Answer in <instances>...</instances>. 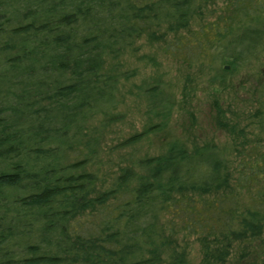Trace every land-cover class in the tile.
<instances>
[{
	"label": "trees",
	"instance_id": "16d2710c",
	"mask_svg": "<svg viewBox=\"0 0 264 264\" xmlns=\"http://www.w3.org/2000/svg\"><path fill=\"white\" fill-rule=\"evenodd\" d=\"M199 2L0 0V264H187L178 238L189 236L201 238L204 264H228L235 243L263 235L264 143L238 149L234 174L217 145L189 148L178 138L112 183L87 169L98 154L88 122L119 118L118 87L131 75L105 61L142 34L174 33L164 53L207 66L215 79L264 48V0H225L183 31ZM139 88L148 125L122 147L170 126L161 84ZM257 112L264 124V76ZM247 255L241 264H264Z\"/></svg>",
	"mask_w": 264,
	"mask_h": 264
},
{
	"label": "rangeland",
	"instance_id": "374dc122",
	"mask_svg": "<svg viewBox=\"0 0 264 264\" xmlns=\"http://www.w3.org/2000/svg\"><path fill=\"white\" fill-rule=\"evenodd\" d=\"M224 2L200 0V11L183 31L212 19ZM172 35L165 30L146 32L122 54L105 61L111 71L131 73L118 87L119 104L113 113L119 118L110 122L99 114L88 122L98 154L87 169L100 172L107 184L138 158L165 153L172 138H178L189 148L217 145L233 174L238 149L255 142L264 143V124L257 112V90L264 76V48L240 71L215 79L207 66L188 65L164 53L165 39ZM153 82L161 84L164 96L173 104L170 126L148 133L132 146L122 147L123 140L148 125V98L139 87ZM223 122L235 125L240 132L233 134ZM178 250L186 256L187 264H204L200 237L178 238ZM171 252L166 249L165 256ZM246 253V259L264 256V233L251 243H235L228 264H241V255Z\"/></svg>",
	"mask_w": 264,
	"mask_h": 264
},
{
	"label": "water",
	"instance_id": "95a60500",
	"mask_svg": "<svg viewBox=\"0 0 264 264\" xmlns=\"http://www.w3.org/2000/svg\"><path fill=\"white\" fill-rule=\"evenodd\" d=\"M227 68H229V66H226Z\"/></svg>",
	"mask_w": 264,
	"mask_h": 264
}]
</instances>
